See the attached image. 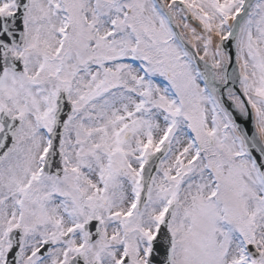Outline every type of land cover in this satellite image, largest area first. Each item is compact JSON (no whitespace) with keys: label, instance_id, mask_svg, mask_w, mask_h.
<instances>
[{"label":"snow or ice","instance_id":"1","mask_svg":"<svg viewBox=\"0 0 264 264\" xmlns=\"http://www.w3.org/2000/svg\"><path fill=\"white\" fill-rule=\"evenodd\" d=\"M0 264H264V0H0Z\"/></svg>","mask_w":264,"mask_h":264}]
</instances>
